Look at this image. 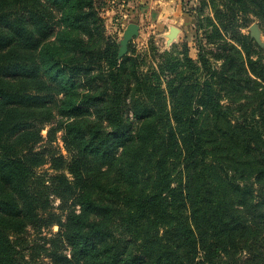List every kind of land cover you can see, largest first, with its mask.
Wrapping results in <instances>:
<instances>
[{
  "label": "trees",
  "instance_id": "16d2710c",
  "mask_svg": "<svg viewBox=\"0 0 264 264\" xmlns=\"http://www.w3.org/2000/svg\"><path fill=\"white\" fill-rule=\"evenodd\" d=\"M223 5L225 30L264 18V0ZM99 8L0 0V264H37L19 240L53 225L30 248L48 264H264V64L223 42L219 70L145 69ZM52 125L68 160L41 144Z\"/></svg>",
  "mask_w": 264,
  "mask_h": 264
},
{
  "label": "rangeland",
  "instance_id": "374dc122",
  "mask_svg": "<svg viewBox=\"0 0 264 264\" xmlns=\"http://www.w3.org/2000/svg\"><path fill=\"white\" fill-rule=\"evenodd\" d=\"M225 2L226 0H179L175 5L178 7L181 16L175 22L163 20L157 22L155 20L151 21L150 19L148 21L142 20L140 15L145 11L142 6V0H98V6H101L99 12L104 21L106 35L115 38L119 48L123 33L127 26L130 23L137 24L139 27L138 34L129 41L128 46L130 45L135 50L136 54L140 55V57L145 60L146 65H143L145 69H148L149 66L163 64L164 60L167 58L170 60H178L183 64L182 61L185 60V57L187 59L189 58L196 66L201 68L198 57L202 54L209 60L214 70H219L223 65V60L217 59L214 54L220 52L217 47H220L223 42H225L227 46H232L237 49L244 60L251 59L264 64V50H261L264 49V18H259V16L254 13L257 11V8L251 6L249 8L251 12H237L236 16L232 18V22L231 20L229 21L231 26L225 30L222 23L227 17H224V15H229L231 13L224 7L223 4H225ZM147 10L149 12V9ZM152 12L155 11L152 10ZM243 16L246 20H243ZM229 19H231V16ZM252 25L257 26L261 45L250 36V27ZM169 26L170 28H177L179 33L177 38L171 44L167 45L166 36L169 33ZM246 38L251 41L252 50L255 51V53H251L248 58L247 53L241 45V42H244ZM245 68H247V66H245ZM182 72H184L185 76H188L187 70L185 71L183 67ZM163 77L164 76L161 75V79ZM162 88H164V86H162ZM230 100L236 102L240 100V98L234 96L231 99H224L222 101L223 104H227ZM53 127L54 125L46 126L41 131L43 137V142L41 144L46 145L49 150L57 155L60 154L64 156L68 160L69 152L65 149L61 141L62 131L54 133L49 138L47 137V132ZM47 168L48 166H45L41 171L47 170ZM59 205L60 202L53 198L51 208L56 216L61 213ZM57 230V225L42 229L41 232L29 230L28 233L19 240L20 252L27 257H31L32 254L38 261L36 262L37 264H48V260L42 258V249L33 252L30 248L35 244L48 247V241L45 239L49 238L50 235L57 232ZM25 248H27V250ZM63 252L68 254L67 250Z\"/></svg>",
  "mask_w": 264,
  "mask_h": 264
},
{
  "label": "crops",
  "instance_id": "0c3cea01",
  "mask_svg": "<svg viewBox=\"0 0 264 264\" xmlns=\"http://www.w3.org/2000/svg\"><path fill=\"white\" fill-rule=\"evenodd\" d=\"M144 12L140 15L142 20L161 22H175L180 18V12L175 5L179 0H142ZM149 9V12L148 10ZM154 10L155 12H152ZM170 28V26L168 27Z\"/></svg>",
  "mask_w": 264,
  "mask_h": 264
},
{
  "label": "water",
  "instance_id": "95a60500",
  "mask_svg": "<svg viewBox=\"0 0 264 264\" xmlns=\"http://www.w3.org/2000/svg\"><path fill=\"white\" fill-rule=\"evenodd\" d=\"M139 27L137 24L130 23L126 30L123 33L122 40L120 42V48L118 52V57H122L123 55L126 54L127 52V46L129 41L138 34ZM179 33V30L175 27H171L169 29V33L167 34V45L171 44L176 38ZM250 36L258 43L261 45L260 40H259V31L257 29L256 25H252L250 27Z\"/></svg>",
  "mask_w": 264,
  "mask_h": 264
}]
</instances>
